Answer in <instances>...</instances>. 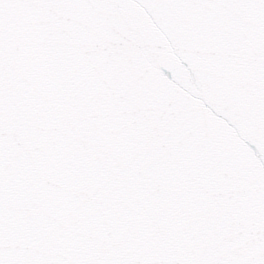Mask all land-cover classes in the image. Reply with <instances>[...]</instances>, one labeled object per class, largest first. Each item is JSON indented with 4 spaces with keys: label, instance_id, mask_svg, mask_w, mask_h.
I'll return each instance as SVG.
<instances>
[{
    "label": "snow or ice",
    "instance_id": "1",
    "mask_svg": "<svg viewBox=\"0 0 264 264\" xmlns=\"http://www.w3.org/2000/svg\"><path fill=\"white\" fill-rule=\"evenodd\" d=\"M0 264H264V0H0Z\"/></svg>",
    "mask_w": 264,
    "mask_h": 264
}]
</instances>
